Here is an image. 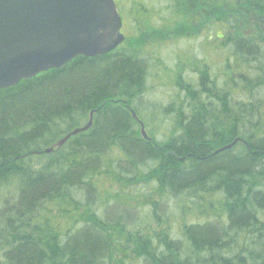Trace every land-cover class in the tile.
<instances>
[{"label": "trees", "instance_id": "trees-1", "mask_svg": "<svg viewBox=\"0 0 264 264\" xmlns=\"http://www.w3.org/2000/svg\"><path fill=\"white\" fill-rule=\"evenodd\" d=\"M125 1L154 28L156 0ZM158 1L220 29L172 57L165 104L132 36L0 88V264H264V0Z\"/></svg>", "mask_w": 264, "mask_h": 264}, {"label": "water", "instance_id": "water-1", "mask_svg": "<svg viewBox=\"0 0 264 264\" xmlns=\"http://www.w3.org/2000/svg\"><path fill=\"white\" fill-rule=\"evenodd\" d=\"M122 27L115 0H0V88L61 68L79 55L108 54L126 39ZM94 113L56 146L88 130ZM133 115L148 137L143 121L135 111Z\"/></svg>", "mask_w": 264, "mask_h": 264}, {"label": "rangeland", "instance_id": "rangeland-1", "mask_svg": "<svg viewBox=\"0 0 264 264\" xmlns=\"http://www.w3.org/2000/svg\"><path fill=\"white\" fill-rule=\"evenodd\" d=\"M115 1L117 2L119 11L124 20L122 31L126 36L125 40L128 39V36L135 37L133 40H130V43L145 46L147 49L151 50L153 49L152 47L159 45L156 47L155 52L161 55L162 60L164 59L163 62H165L162 69H151L152 73L148 79L151 90L145 96V99L165 104L167 97L170 94H173L174 90L177 89L174 84H170L171 78L173 77L172 70L174 68V60L172 61V57L179 56L180 53L187 55L189 51H197L198 48H200L199 45L202 41L204 39L207 40L209 37H212L211 43L215 41L214 36L217 31H220L219 26L216 24L215 26L212 25L208 30H205L204 27H208L210 23L216 22V8L212 10H203L202 8L193 13L192 18V15H185L181 18L182 13L173 11L172 7L167 5L165 1L156 0L154 2L155 9L150 7L153 9V13L149 18L151 23L155 26L154 28L145 29L146 25H144L141 34H139V29L134 28V26L138 23L137 20L139 15L133 16L128 14V9L133 5L132 2L127 3L125 0ZM137 12L139 13V11ZM176 13L179 14V16L176 17V15H174V20L170 21L171 15ZM213 19H215V21H213ZM253 19H255V16ZM214 51L213 46L208 45V53L210 57L214 58L216 66H221V60L214 55ZM165 65H167L166 68H164ZM192 68L193 65L190 64L188 67H184V70L188 76L190 75L189 77L196 79L197 73L194 72ZM216 68L218 69L219 67ZM140 103H143V105L149 104L147 101H141ZM147 109L148 108L143 109L146 117ZM151 128L155 129L156 127L155 125H152ZM160 133L161 131H155V134L158 135V137L160 136ZM136 218H139V216H136Z\"/></svg>", "mask_w": 264, "mask_h": 264}, {"label": "bare ground", "instance_id": "bare-ground-1", "mask_svg": "<svg viewBox=\"0 0 264 264\" xmlns=\"http://www.w3.org/2000/svg\"><path fill=\"white\" fill-rule=\"evenodd\" d=\"M78 128H79V127H78ZM75 129H76V128H75ZM73 130H74V129H73ZM69 133H70V132H69ZM71 137H72V136H71ZM59 141H60V140H59ZM59 141H58V142H59Z\"/></svg>", "mask_w": 264, "mask_h": 264}]
</instances>
